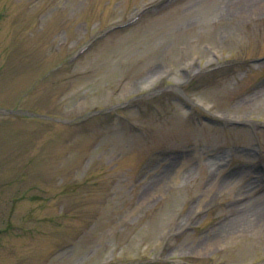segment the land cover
Returning <instances> with one entry per match:
<instances>
[{
  "label": "rangeland",
  "instance_id": "rangeland-1",
  "mask_svg": "<svg viewBox=\"0 0 264 264\" xmlns=\"http://www.w3.org/2000/svg\"><path fill=\"white\" fill-rule=\"evenodd\" d=\"M164 1L0 0V264H264V0Z\"/></svg>",
  "mask_w": 264,
  "mask_h": 264
},
{
  "label": "bare ground",
  "instance_id": "bare-ground-1",
  "mask_svg": "<svg viewBox=\"0 0 264 264\" xmlns=\"http://www.w3.org/2000/svg\"><path fill=\"white\" fill-rule=\"evenodd\" d=\"M240 204L244 205L245 202L240 203ZM259 208H261V207H258L256 205L254 208V211H252L248 215H246L247 213L244 212L247 210V208L243 209V210H238L236 212L235 217H233V218H237L239 223H243L246 220V221H249L250 225H258L264 221V207H263V209H259ZM244 215H245V217H244Z\"/></svg>",
  "mask_w": 264,
  "mask_h": 264
}]
</instances>
